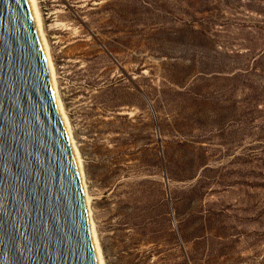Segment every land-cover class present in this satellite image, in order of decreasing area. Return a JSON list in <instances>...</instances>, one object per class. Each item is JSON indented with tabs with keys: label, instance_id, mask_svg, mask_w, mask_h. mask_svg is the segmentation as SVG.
Returning a JSON list of instances; mask_svg holds the SVG:
<instances>
[{
	"label": "rangeland",
	"instance_id": "obj_1",
	"mask_svg": "<svg viewBox=\"0 0 264 264\" xmlns=\"http://www.w3.org/2000/svg\"><path fill=\"white\" fill-rule=\"evenodd\" d=\"M105 264H264V0H37Z\"/></svg>",
	"mask_w": 264,
	"mask_h": 264
},
{
	"label": "water",
	"instance_id": "obj_2",
	"mask_svg": "<svg viewBox=\"0 0 264 264\" xmlns=\"http://www.w3.org/2000/svg\"><path fill=\"white\" fill-rule=\"evenodd\" d=\"M0 264H97L25 0H0Z\"/></svg>",
	"mask_w": 264,
	"mask_h": 264
},
{
	"label": "bare ground",
	"instance_id": "obj_3",
	"mask_svg": "<svg viewBox=\"0 0 264 264\" xmlns=\"http://www.w3.org/2000/svg\"><path fill=\"white\" fill-rule=\"evenodd\" d=\"M25 1H26L28 11H29V14H30V17H31V20H32V23H33V26L36 32V36L38 38V41H39V44L42 49V53H43V56L46 62L49 82H50V86L52 89L56 109L60 116L62 124L64 126L65 133L67 135L68 142L71 147L74 160L76 163V167L78 170L80 184H81L83 198H84V205H85L87 220L89 223V229H90V234H91V238L93 242L97 264H105L102 248L98 240V236H97L96 227L92 219V213L90 209V197L87 192L82 160H81L78 148H77V144L72 134V127L70 124V120L64 109L63 102L60 97V93H59V89H58V85L56 81L57 79L56 70L53 64V60H52V56L50 52V46L45 36L46 34L44 33V30H43V23H42L40 11H39L38 3H37V0H25Z\"/></svg>",
	"mask_w": 264,
	"mask_h": 264
}]
</instances>
